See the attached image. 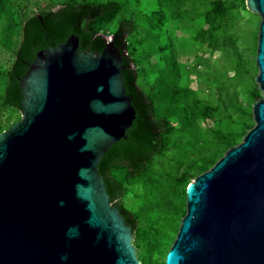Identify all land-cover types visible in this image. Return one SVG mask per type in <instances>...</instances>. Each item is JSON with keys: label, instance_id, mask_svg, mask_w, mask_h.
I'll use <instances>...</instances> for the list:
<instances>
[{"label": "water", "instance_id": "1", "mask_svg": "<svg viewBox=\"0 0 264 264\" xmlns=\"http://www.w3.org/2000/svg\"><path fill=\"white\" fill-rule=\"evenodd\" d=\"M245 5L260 16L254 125L188 183L163 264H264V0ZM101 12L63 5L24 23L6 90L21 116L0 132V264H142L107 167L149 159L160 130L123 33L79 29Z\"/></svg>", "mask_w": 264, "mask_h": 264}, {"label": "trees", "instance_id": "2", "mask_svg": "<svg viewBox=\"0 0 264 264\" xmlns=\"http://www.w3.org/2000/svg\"><path fill=\"white\" fill-rule=\"evenodd\" d=\"M201 4H204L200 11L201 24L196 32L174 35L165 22L171 19L187 29L189 8H180L175 13L177 17H168L156 30L148 26L150 21L145 17L143 20L129 17L118 0H49L45 4L35 2L36 10L31 12L28 0H0L3 35L0 53L3 49L13 53L8 66L0 63V78L4 82L0 91V132L21 116L20 109L6 98V90L10 70L23 41L25 22L37 14L44 17L48 11L63 5L95 6L102 12L82 19L79 29L87 27L105 36L106 40L116 32L123 33L124 51L135 72L133 83L150 104L151 117L160 130V143L149 159L138 166L111 163L107 167V174L120 183L118 201L122 209L132 214L133 244L142 264H158L159 255L165 257L186 213L188 183L211 167L229 147L241 141L254 125L252 104L261 95L254 81L259 24L253 31V44L244 47L252 56L238 44L241 12H251L245 0H203ZM250 14L259 17L257 13ZM162 30H166V34ZM169 32L172 37L168 36L165 43ZM180 44L195 49L190 63L178 57L190 54L188 52L193 49L183 53ZM215 53L218 57L211 61ZM139 79L145 88L139 84ZM194 79L196 88L191 85ZM205 119H210L213 125L202 126ZM160 163L170 164L169 171L153 172L152 168H160ZM142 188L144 191L149 188L151 198L147 191L141 192ZM128 195L137 201L142 196L147 201H140L139 210L135 211L126 205ZM173 197L178 199V204ZM166 220L172 222L168 231L164 226Z\"/></svg>", "mask_w": 264, "mask_h": 264}, {"label": "rangeland", "instance_id": "3", "mask_svg": "<svg viewBox=\"0 0 264 264\" xmlns=\"http://www.w3.org/2000/svg\"><path fill=\"white\" fill-rule=\"evenodd\" d=\"M48 1L49 0H28L29 2L28 9L30 12L33 10H36L35 2H37L38 4H45ZM118 1L119 3H123L124 11L129 17L137 16V17H141L142 20L145 17L148 22L150 21L148 23V26H151V28H154L156 30H158L162 22L168 17H177L175 13H177V11H179L180 8H183V9L189 8L191 13L187 16L188 17V20H187L188 28L187 29H184L180 24H176L175 21L171 19H167V21L165 22V26L168 25V28L171 31H174V35H188V33L189 35L190 33L194 34L197 28H199L201 24L202 17L200 15V11L202 10L204 6V4H201L203 0L202 1L201 0H179V1L178 0H118ZM241 13H242L240 17L241 19L237 26V34H238V44H240V47L242 49L246 45L251 46L253 44V39H254L253 31L256 29L257 24H259L260 16L258 17L256 15H252L250 14L251 12L249 13L247 11H242ZM161 32L163 34H166L167 31L162 30ZM1 36L3 35L1 33V26H0V37ZM168 36L172 37V33L171 32L168 33V35L165 38V43L169 39ZM181 42L185 43L184 41H181ZM180 47L183 53H186V50L191 51L193 49L192 47H188L187 49V46L181 45V44H180ZM204 47L206 46L204 45ZM244 51H246V53H249V55L252 56L250 51H247V49L244 48ZM188 53L190 54L179 55L178 59L182 62H185L186 64L190 63L194 57L195 49H193L192 52H188ZM217 57H218V53H215L211 56L210 60L213 61ZM12 58H13V53L11 51H5L4 49L1 51L0 63L3 64L4 66H8L12 62ZM194 76L195 75H192V78H194ZM139 84L144 86L145 88V85L142 83L141 79H139ZM191 85L194 88L197 87V82L195 81V79L191 83ZM200 85L203 86V83ZM3 87H4V82H3V78L1 77L0 78V91H2ZM201 125L202 126H212L213 123L210 119H205L201 122ZM169 169H170V164L160 163V168L153 167L152 171L164 174L165 172H168ZM148 184L151 185V182H148ZM146 191H147V194L149 195L148 193L149 188H146L145 191H144V188L141 189L142 193L143 192L146 193ZM149 198H151L150 195H149ZM173 200L175 201V203L177 204L179 203L178 199L175 200L174 197H173ZM140 201L142 202L144 201L146 203L147 198L141 196V200H138V201L135 200L131 195H128L125 198L126 205L131 207L135 211L139 210ZM143 223L145 222H142L141 224ZM171 225H172L171 220L170 221L166 220L164 224L165 231H168ZM163 262H164V255H159L158 264H163Z\"/></svg>", "mask_w": 264, "mask_h": 264}]
</instances>
